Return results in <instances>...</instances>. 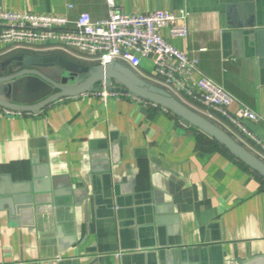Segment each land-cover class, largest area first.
Listing matches in <instances>:
<instances>
[{"label":"crops","instance_id":"0c3cea01","mask_svg":"<svg viewBox=\"0 0 264 264\" xmlns=\"http://www.w3.org/2000/svg\"><path fill=\"white\" fill-rule=\"evenodd\" d=\"M245 4L252 12L248 21L241 14L243 24L264 30V0H0V10L72 21L81 13L103 20L110 5L128 15L185 11L187 37L172 39L167 29L161 36L257 116L242 121L251 134L244 141L264 159V55L247 41L236 48L226 16L227 6ZM52 47L0 42V64L57 55L94 66ZM153 69L142 59L135 73L146 78ZM197 79L188 82L194 93ZM9 84L0 83V99ZM18 197L32 198L31 210L11 216L3 201ZM0 264H264V178L193 125L126 93L0 111Z\"/></svg>","mask_w":264,"mask_h":264},{"label":"built area","instance_id":"2783aa9c","mask_svg":"<svg viewBox=\"0 0 264 264\" xmlns=\"http://www.w3.org/2000/svg\"><path fill=\"white\" fill-rule=\"evenodd\" d=\"M187 16L185 11L175 14L164 10L128 15L110 5L103 20L94 21L87 13H81L72 21L65 16L0 10V42L15 49L28 50L54 45L56 47L52 48L78 57L86 64L102 67L118 64L134 72L139 69L142 59H150L153 73L144 79L210 122L233 130L234 139L248 149L244 138H251V134L242 121L253 122L257 116L221 86L202 75L197 61L176 50L161 36L160 32L167 29L170 38L185 39L188 35ZM193 75L198 76L196 93L188 88ZM94 93L104 99L122 94ZM128 95L139 104L158 107ZM184 96L200 103L206 110L192 108ZM234 103L238 107L230 113L229 108ZM0 111L4 115H20L1 108Z\"/></svg>","mask_w":264,"mask_h":264},{"label":"water","instance_id":"95a60500","mask_svg":"<svg viewBox=\"0 0 264 264\" xmlns=\"http://www.w3.org/2000/svg\"><path fill=\"white\" fill-rule=\"evenodd\" d=\"M252 5L227 6V18L231 19L233 43L240 51L243 42L255 48L259 56L264 52V30L256 22L243 24L241 14L248 21ZM233 13L239 16L236 22ZM244 29L251 33L243 35ZM13 66L8 75L0 76V83H10L6 89V100L0 99V108L16 113H34L51 104L70 99L88 92L127 93L143 101L164 108L172 114L193 125L216 140L231 155L244 163L252 171L264 178V160L238 143L233 137L216 124L177 101L163 89L140 78L136 73L121 65L84 66L62 56H18L0 64V71ZM58 67L61 70L58 79L46 74L43 69ZM102 84L98 90L95 87ZM115 86V87H114ZM3 202L8 204V212L24 214L31 210L32 198L18 197Z\"/></svg>","mask_w":264,"mask_h":264},{"label":"rangeland","instance_id":"374dc122","mask_svg":"<svg viewBox=\"0 0 264 264\" xmlns=\"http://www.w3.org/2000/svg\"><path fill=\"white\" fill-rule=\"evenodd\" d=\"M102 87V84H99V85H97L95 88L96 89H100ZM115 87V86H114ZM196 110H198V111H201V109H199V108H196ZM218 126V125H217ZM222 130H224L226 133H228L231 137H233L234 136V131L232 130V131H229L226 127H221V126H219ZM234 138V137H233ZM248 150H250L249 148H248ZM252 152V151H251Z\"/></svg>","mask_w":264,"mask_h":264}]
</instances>
